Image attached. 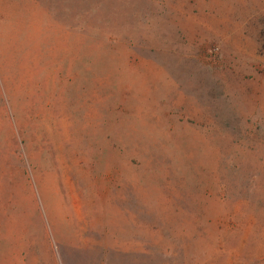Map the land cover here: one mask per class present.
<instances>
[{"label": "rangeland", "instance_id": "374dc122", "mask_svg": "<svg viewBox=\"0 0 264 264\" xmlns=\"http://www.w3.org/2000/svg\"><path fill=\"white\" fill-rule=\"evenodd\" d=\"M0 264H264V0H0Z\"/></svg>", "mask_w": 264, "mask_h": 264}]
</instances>
